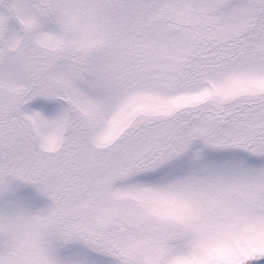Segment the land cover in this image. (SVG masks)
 I'll use <instances>...</instances> for the list:
<instances>
[{
  "label": "rangeland",
  "instance_id": "rangeland-1",
  "mask_svg": "<svg viewBox=\"0 0 264 264\" xmlns=\"http://www.w3.org/2000/svg\"><path fill=\"white\" fill-rule=\"evenodd\" d=\"M261 96L264 0H0V264H264Z\"/></svg>",
  "mask_w": 264,
  "mask_h": 264
},
{
  "label": "trees",
  "instance_id": "trees-1",
  "mask_svg": "<svg viewBox=\"0 0 264 264\" xmlns=\"http://www.w3.org/2000/svg\"><path fill=\"white\" fill-rule=\"evenodd\" d=\"M232 44H233V43H232ZM235 45H236V44H235ZM251 102H252V103H259V104L262 103V104H264V96H261V97H258V98H254V99L251 98ZM229 113H230V114H234L233 111H231V112H229ZM220 115H222V117H225L226 114H222V113H221ZM235 116H236V114H234V118H235ZM234 118H233V119H234ZM231 120H232V119H231Z\"/></svg>",
  "mask_w": 264,
  "mask_h": 264
}]
</instances>
